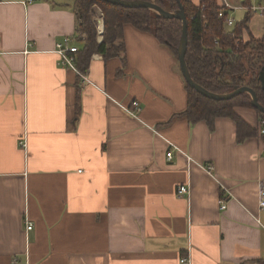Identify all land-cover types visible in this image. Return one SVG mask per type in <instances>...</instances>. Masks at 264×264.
Returning a JSON list of instances; mask_svg holds the SVG:
<instances>
[{"label":"crops","instance_id":"crops-1","mask_svg":"<svg viewBox=\"0 0 264 264\" xmlns=\"http://www.w3.org/2000/svg\"><path fill=\"white\" fill-rule=\"evenodd\" d=\"M23 1L0 0V264H260L256 112L189 122L178 58L129 24L117 55L62 66L74 0ZM225 1L264 35V0Z\"/></svg>","mask_w":264,"mask_h":264},{"label":"trees","instance_id":"trees-1","mask_svg":"<svg viewBox=\"0 0 264 264\" xmlns=\"http://www.w3.org/2000/svg\"><path fill=\"white\" fill-rule=\"evenodd\" d=\"M144 1L154 2L166 11H176L179 4L182 5L187 24L185 61L194 82L217 94L247 86L255 92L258 103L264 106V85L260 78L264 67V35L254 38L249 34V13L227 31L224 18L218 16L222 5L217 0H200L198 4L188 0ZM74 4L80 21L77 30L85 36L75 54L76 67L80 72L87 69L92 53L110 57L122 50V28L125 24L141 31H151L154 21L151 32L177 58L182 29L180 19L164 18L147 8H127L103 0H74ZM95 6L103 16L104 33L100 43L96 42L92 19ZM185 89L187 104L183 114L191 123L204 120L212 124L217 117H229L241 123L237 108L253 109L258 119L264 120V114L251 105L250 94L246 92L230 99L214 100L201 95L186 82ZM254 131L258 133V129ZM258 262L264 264V259Z\"/></svg>","mask_w":264,"mask_h":264},{"label":"built area","instance_id":"built-area-1","mask_svg":"<svg viewBox=\"0 0 264 264\" xmlns=\"http://www.w3.org/2000/svg\"><path fill=\"white\" fill-rule=\"evenodd\" d=\"M34 0H24V3H29ZM221 8L219 10L218 16L224 18V24L226 26H232L234 24V19L233 17L228 14L227 9H232L233 7L227 3L225 0H223V3L221 4ZM252 11H258L261 14H264V6H252L249 8ZM227 12V14H226ZM94 22L96 23V30H97V40L98 42H101L103 38V33H104V27H103V16L101 11L99 10L96 16L94 17ZM79 50V47L74 45L72 43V37H64L60 41L56 43V48L55 52L59 55L60 58V65L66 66L71 68L72 70L76 71L77 73H80L78 68L76 67V52ZM132 107L134 108L131 109L130 107H124L125 111L128 112L129 114L136 116V112L140 110L139 103L137 101H132ZM258 137L261 140V153L264 154V120L259 119V126H258ZM171 151L167 153V158H171ZM207 171H211L212 167L207 166L206 167ZM188 192V188L184 185L180 186L178 188V193L179 194H185ZM257 196H258V207L260 209H264V181H261L258 184V190H257ZM220 208L225 209L226 208V200L225 199H220L219 200ZM256 222L260 223L259 219H255ZM32 228V224L30 222L27 223L26 229L30 230ZM181 264H189L190 259L188 257H182L180 259Z\"/></svg>","mask_w":264,"mask_h":264},{"label":"water","instance_id":"water-1","mask_svg":"<svg viewBox=\"0 0 264 264\" xmlns=\"http://www.w3.org/2000/svg\"><path fill=\"white\" fill-rule=\"evenodd\" d=\"M103 1L109 2L114 5H120L123 7H127V8L143 7V8L153 10L155 14L160 17L180 19L182 22V29H181V36H180L179 45L177 49V58H178L180 70H181L182 76L184 77L185 82L191 88L195 89V91L200 93L201 95L207 98H210V99H214V100L230 99L235 95L246 92L250 94L251 105L264 114V106L258 103L255 92L247 86L235 87L232 91L228 93L217 94V93H212L206 90L204 87H202L201 85L193 81V79L190 77L187 64L185 61V53L187 50V24H186L185 13H184V10L181 4H179V8L176 11H166L162 9L158 4L151 2V1H144V0H130V1L103 0ZM260 78H261L262 84L264 85V67L262 68L260 72Z\"/></svg>","mask_w":264,"mask_h":264},{"label":"rangeland","instance_id":"rangeland-1","mask_svg":"<svg viewBox=\"0 0 264 264\" xmlns=\"http://www.w3.org/2000/svg\"><path fill=\"white\" fill-rule=\"evenodd\" d=\"M98 11H99V8H98L97 6H95V7H94V13H93L94 15H93V18H92V19H94V17H95L96 14L98 13ZM231 12H232V11H231ZM231 12H230V13H231ZM230 16L232 17V14H230ZM239 16H240L239 13H236V14H235V18H236L237 20H240V17H239ZM93 21H94V20H93ZM153 24H154V21H152V27H151L152 30H153ZM224 28H225L227 31H229L230 29H232L231 27H227V26H225V25H224ZM152 30H151V31H152ZM152 32H153V31H152ZM75 43H76V42H75ZM76 44H78V43H76Z\"/></svg>","mask_w":264,"mask_h":264}]
</instances>
